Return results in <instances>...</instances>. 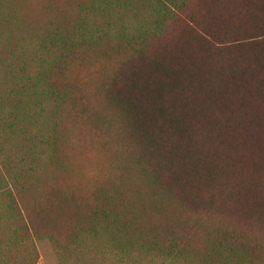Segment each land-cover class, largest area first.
Segmentation results:
<instances>
[{
    "label": "trees",
    "instance_id": "1",
    "mask_svg": "<svg viewBox=\"0 0 264 264\" xmlns=\"http://www.w3.org/2000/svg\"><path fill=\"white\" fill-rule=\"evenodd\" d=\"M150 2L159 15L145 21L107 17L130 0H96L105 27L88 28L84 6L47 27L56 139L96 144L106 176L90 200L59 187L41 203L16 181L13 203L30 197L8 240L28 246L21 264L37 263L38 243L60 264L264 257V0Z\"/></svg>",
    "mask_w": 264,
    "mask_h": 264
},
{
    "label": "rangeland",
    "instance_id": "2",
    "mask_svg": "<svg viewBox=\"0 0 264 264\" xmlns=\"http://www.w3.org/2000/svg\"><path fill=\"white\" fill-rule=\"evenodd\" d=\"M93 1L0 0V242L5 244L0 246V264H21L28 257L27 245L15 249L8 241L18 212L29 206L30 200L26 197L18 206L13 203L18 196L16 181L28 191L24 195H31L37 203L59 187L90 200L105 182V159L96 144L80 143L75 137L56 139L59 133L53 129L57 106L46 97L47 66L39 57L47 27L62 15L81 14V6L88 7L82 14L88 28L92 30L96 24L105 27V9L92 12L89 8ZM130 1L132 7L108 10L107 17L135 23L159 15L151 0ZM206 4L213 5V0H206ZM58 111L65 119L64 109ZM71 119L76 132L79 120ZM63 160L64 171L58 167ZM37 246L40 257L36 264H60L52 245ZM260 260L254 262L264 264V257Z\"/></svg>",
    "mask_w": 264,
    "mask_h": 264
}]
</instances>
